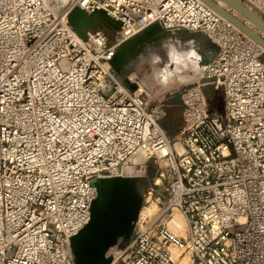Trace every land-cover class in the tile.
Wrapping results in <instances>:
<instances>
[{
    "label": "built area",
    "instance_id": "built-area-1",
    "mask_svg": "<svg viewBox=\"0 0 264 264\" xmlns=\"http://www.w3.org/2000/svg\"><path fill=\"white\" fill-rule=\"evenodd\" d=\"M242 1L264 19V0ZM58 2L0 0V264H21L34 244L50 264H75L72 238L91 219L98 181L119 176L138 156L159 165L167 199L156 213L140 212L133 237L108 250L109 264H186L177 251L190 264H264V48L202 0H89L87 7L68 0L63 14ZM78 3L88 13L106 10L121 28L114 37L91 28L83 39L69 21ZM155 22L204 31L218 47L201 78L181 91L183 124L174 136L164 124L174 101L153 103L137 79L124 81L111 64L121 43ZM49 72L127 117L124 151L79 172L69 164L59 177L41 166L57 126L61 136L65 130L43 99L51 95ZM209 85L223 90L222 112L212 109ZM176 210L185 236L172 228Z\"/></svg>",
    "mask_w": 264,
    "mask_h": 264
},
{
    "label": "snow or ice",
    "instance_id": "snow-or-ice-1",
    "mask_svg": "<svg viewBox=\"0 0 264 264\" xmlns=\"http://www.w3.org/2000/svg\"><path fill=\"white\" fill-rule=\"evenodd\" d=\"M102 2L103 0H101ZM87 6H89V0H83V7ZM58 7L61 8L60 14H63L71 7V4L66 3L65 5H58ZM81 7V4H76L75 10L70 16L74 19L75 23L72 24L77 30L85 29L88 25L96 23L97 19H105L102 16L99 18L91 17L86 12L81 11ZM105 22L107 21L105 20ZM53 56L59 60L58 56L55 54ZM47 67L46 64L41 65V72L45 71ZM33 71H35V68H33ZM64 75L67 76V72ZM37 78L42 81L45 80V77L39 74H37ZM47 79L51 80V83L47 84V89L51 91V95L49 96L46 92L43 99L50 101L52 110L61 116V122L64 123L65 130L63 136H61L57 126V133L53 137L55 143L44 146V160L46 163L42 164V167H48L50 172L56 173L59 177L67 174L69 164L75 165V171L79 172L81 166L86 167L88 164L95 166L96 163H102L106 160L110 153L115 158L116 152L125 150L126 145L123 142L128 139L129 132L132 131L126 123V116H121L119 112L113 111L111 107L105 111L104 105L96 101L94 96L90 99L89 95H86L85 91L80 90L78 86L69 87V81L53 77L51 72L48 73ZM91 91V88H87L89 94ZM53 124H56L55 120H53ZM98 141L99 143H97ZM114 145H119V147H114ZM49 147L51 152H49ZM65 155L67 156L66 160L64 159ZM58 163L63 164L64 167L57 168ZM30 183H35V181L33 180ZM55 190L62 191L63 189ZM7 191L11 192L12 190L9 188ZM23 195L28 196L29 193L25 192ZM113 196L112 191H101L102 201L108 202ZM109 227L110 225L106 222V214L101 211L98 214L96 224L87 225L81 232L82 243L85 248L97 244L100 236L106 233ZM32 247L36 251H27L24 257L21 258V264H27L29 258L32 264H40V262L50 264L46 249L39 244H34Z\"/></svg>",
    "mask_w": 264,
    "mask_h": 264
},
{
    "label": "water",
    "instance_id": "water-1",
    "mask_svg": "<svg viewBox=\"0 0 264 264\" xmlns=\"http://www.w3.org/2000/svg\"><path fill=\"white\" fill-rule=\"evenodd\" d=\"M211 8L216 10L219 14L225 17L230 22L238 26L240 30L248 36L257 41L264 47V37L247 25L244 21L239 19L236 15L224 8L216 0H202ZM230 5L237 12L247 18L252 24L264 32V19L254 10L248 7L242 0H222ZM75 10L72 9L69 14L70 24L73 26L74 19L70 16ZM81 11L86 12L81 8ZM91 17H104V20L97 19L96 23L88 25L85 29L77 30L85 40L88 39V30L91 28L101 27L109 31L110 37H114L121 28L122 23L114 18L104 9H96L88 13ZM105 20L107 22H105ZM73 23V24H72ZM193 32L186 29H169L165 28L160 22H155L146 27L140 33L134 35L132 38L124 41L117 48V52L111 60L113 69L121 75H124L128 67L144 54L145 47L154 41L169 35H176L178 33ZM180 35V34H179ZM207 40L208 37L206 38ZM135 59V61H133ZM127 84L135 89L136 85L127 82ZM175 105L181 104V95L177 94L173 98ZM139 180L137 177L116 176L102 178L98 181L99 194L93 201L91 207V219L86 224H96L98 214L103 211L106 214V222L110 225L107 232L100 236L99 242L91 247L85 248L82 243V230L72 238V249L75 256V264H109L110 258L107 253L110 247L117 244L119 241L130 240L135 231L136 221L139 217L142 205L143 196L139 191ZM109 190L114 193L110 201L105 202L101 200V191Z\"/></svg>",
    "mask_w": 264,
    "mask_h": 264
},
{
    "label": "rangeland",
    "instance_id": "rangeland-1",
    "mask_svg": "<svg viewBox=\"0 0 264 264\" xmlns=\"http://www.w3.org/2000/svg\"><path fill=\"white\" fill-rule=\"evenodd\" d=\"M180 34V33H178ZM177 34L175 35H169L166 41H163L161 38L158 41H154L150 43L144 51V57L137 59L134 63H132L128 70L125 72L124 75H120V77L125 81L127 77H129L130 72H137L139 74L138 81L145 85V88L149 91L150 97L152 99V102L155 103L160 99H168L173 100L174 96L177 94L181 95V91L187 87L188 85L195 83L198 78L201 76L202 70L207 63H198L193 62L194 57H190L189 64L190 66L186 68L184 71L179 73V76L183 78V83H172V84H162L161 79L167 74V73H175V70L177 68V65L172 62L171 58L168 55L167 51V44L169 42L175 43V45L180 49H178L179 52L185 51L187 48H185V44L181 42H176L177 39H175ZM183 42V41H182ZM190 50V49H188ZM146 52V53H145ZM191 65H194L195 69L197 71H193ZM175 79V77H173ZM206 95L210 101V103L213 105V107L218 110L219 112L223 111V90L217 91L214 89L212 85H209L205 88ZM177 109V114L171 115L170 112L168 115L164 118V124L167 127V132L174 136L178 129V121L180 122L182 117V110L183 108L181 105H175ZM182 125V121L180 122ZM137 170L139 171L138 174L129 176V177H137L139 180V191L143 196V206L147 207L150 206L153 202H156L157 205L155 207V212L153 210V213H156L159 210V206H162L164 202H166L167 199V193L166 186L168 184V180L164 179L161 184L155 185L154 181L157 180L158 172H159V165L154 161L150 160L149 162L140 163L137 165ZM118 176V175H116ZM113 176V177H116ZM122 176V175H119ZM153 191L152 194L149 193V191ZM150 201H147L148 197H150ZM157 197H161V202L158 204ZM143 208H141L142 210ZM141 212V211H140ZM175 216L180 217L185 223V217H183V214L181 211L176 210L174 212ZM173 215V216H174ZM121 242V241H119Z\"/></svg>",
    "mask_w": 264,
    "mask_h": 264
},
{
    "label": "bare ground",
    "instance_id": "bare-ground-1",
    "mask_svg": "<svg viewBox=\"0 0 264 264\" xmlns=\"http://www.w3.org/2000/svg\"><path fill=\"white\" fill-rule=\"evenodd\" d=\"M218 3H220V5H222L224 8H226L228 11H230L231 13H233L234 15H236L239 19H241L242 21H244L247 25H249L252 29H254L257 33H259L260 35H262L264 37V32L262 30H260L258 27H256L254 24H252L247 18H245L242 14H240L239 12H237L235 9H233L230 5H228L226 2L222 1V0H216ZM68 0H59L58 2V5H61L63 3H67ZM216 11V10H215ZM217 12V11H216ZM218 15H221L217 12ZM222 16V15H221ZM223 17V16H222ZM225 18V17H224ZM226 19V18H225ZM234 24V23H233ZM235 25V24H234ZM237 28L238 26L235 25ZM202 33H205L204 31H201ZM206 36L208 37L207 33H205ZM132 38V37H131ZM167 39H169L167 36L163 38V41H166ZM148 46V45H147ZM146 46V47H147ZM145 47V48H146ZM263 47V46H262ZM264 48V47H263ZM146 53V52H145ZM144 57V54L142 55ZM135 61V59L133 60ZM204 67V65L202 66ZM129 77L132 79H139V74L135 71L133 72H130L129 73ZM201 78V76L199 77V79ZM140 87L141 88H145V85L140 83ZM146 160L144 159L143 156H138V157H135L133 160H132V163H128L126 164L122 171H120L119 175H122V176H132V175H135V174H138V170H137V165L140 164V163H145ZM156 180V179H155ZM162 180L157 177V183H161ZM150 197H148L147 201H150ZM157 203L156 202H153L150 206H147V207H144L142 210H141V214L142 215H145L147 213H150L152 214L153 210L155 209ZM155 212V210H154ZM176 212V211H175ZM184 217V216H183ZM185 223L186 225L184 224V221L178 217V216H175L174 215V218H173V221L171 223L172 225V228L175 229L179 235H182V236H185L187 234V222H186V219H185ZM180 252L181 251H177L176 252V257L177 258H180L182 260L183 263H186V264H190L191 263V259H190V256L188 254L184 255L183 257L180 256Z\"/></svg>",
    "mask_w": 264,
    "mask_h": 264
},
{
    "label": "crops",
    "instance_id": "crops-1",
    "mask_svg": "<svg viewBox=\"0 0 264 264\" xmlns=\"http://www.w3.org/2000/svg\"><path fill=\"white\" fill-rule=\"evenodd\" d=\"M179 38L176 42H181L185 44V48H187L185 51H182L183 53H194L195 58L193 59V62L198 63H207L210 62L217 54L218 47L216 44H214L211 40H207V36L205 33H202L201 31H193V32H185L178 34ZM183 41V42H182ZM175 44V43H174ZM178 48V47H177ZM179 49V48H178ZM190 49V50H188ZM180 50V49H179ZM204 65V64H203ZM183 77V76H182ZM216 110V109H214ZM176 107L172 108L170 110V114L173 116L177 114ZM182 121V117L180 122ZM178 121V127L180 128L182 125Z\"/></svg>",
    "mask_w": 264,
    "mask_h": 264
},
{
    "label": "clouds",
    "instance_id": "clouds-1",
    "mask_svg": "<svg viewBox=\"0 0 264 264\" xmlns=\"http://www.w3.org/2000/svg\"><path fill=\"white\" fill-rule=\"evenodd\" d=\"M168 55L172 62L177 65L175 73H167L162 79V84H172V83H183V78L179 76V73L184 71L190 66L189 59L194 57V53H183L179 52L177 46L174 43L169 42L167 44ZM193 71H197L194 65H191ZM175 77V79L173 78Z\"/></svg>",
    "mask_w": 264,
    "mask_h": 264
},
{
    "label": "trees",
    "instance_id": "trees-1",
    "mask_svg": "<svg viewBox=\"0 0 264 264\" xmlns=\"http://www.w3.org/2000/svg\"><path fill=\"white\" fill-rule=\"evenodd\" d=\"M217 91H220V90H217ZM211 106H212V109H215L212 104H211Z\"/></svg>",
    "mask_w": 264,
    "mask_h": 264
}]
</instances>
